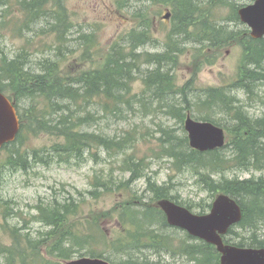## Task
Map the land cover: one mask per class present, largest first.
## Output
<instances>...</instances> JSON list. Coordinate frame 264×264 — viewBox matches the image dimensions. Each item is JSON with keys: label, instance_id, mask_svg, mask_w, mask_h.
Wrapping results in <instances>:
<instances>
[{"label": "rangeland", "instance_id": "1", "mask_svg": "<svg viewBox=\"0 0 264 264\" xmlns=\"http://www.w3.org/2000/svg\"><path fill=\"white\" fill-rule=\"evenodd\" d=\"M38 1L45 4L39 12V18L33 19L32 22L23 4H19L18 0H6L8 6L0 5V68L5 66L3 61L10 62L16 57L25 56L29 62L26 67L32 68V71L39 72V65L46 59L59 61L61 72L93 69L100 65L104 55L116 46L128 54L131 48L128 43L129 33L137 35L143 28L142 25L146 28L147 24L149 28L146 34L149 41L139 47L137 54H163L169 45L171 16L168 19L163 17L170 12L168 6L156 7L138 0ZM225 1L227 6L220 7L214 16L219 24L226 25L230 31H248L240 20H226L224 24V19L230 17L231 5L239 9L250 3V0ZM59 10L60 12H56ZM172 44H176L182 54L177 57L175 64H165L163 68L170 69L177 88L189 84L188 88L194 89L188 98L194 112L189 113L198 122L201 114H204L201 109H207L198 99L204 100L203 95L207 89L223 86L231 89L237 78L243 50L237 44L223 46L220 50H202L201 45L192 43L191 40L183 42L181 39L178 43L175 37ZM85 52L91 58L85 59L84 62L81 57ZM143 60L144 58H141L138 63L140 70L132 84L131 92L137 95L142 91L140 76L154 68ZM252 88L253 93L250 95L244 90H229L227 94L236 99L235 105H240L242 112L250 119L264 118V82L260 81ZM132 105L130 108H139L133 103ZM28 107L29 103L24 101L19 104L17 110L26 111ZM119 108L120 110L115 112V119L104 118L96 107L95 111H88L94 116L93 123L81 127L82 131L117 136L118 143L130 136L131 139L124 148L118 149L119 155H110L102 148H96L85 153L83 160L60 162L57 156L48 155L50 146L58 142V137L55 134L48 136L45 133H33L37 132V128L29 122L28 128L21 132V151L31 158L32 153L36 152V155L44 158V162L37 164L30 160L26 170L16 166L13 168L5 165L10 153L6 150L0 151V249L13 243L15 236H18L16 240L24 241V237L29 235L33 241H39L50 231L48 226L38 220V208L42 205L74 202L78 213L74 220L75 228L81 229L84 235L91 236V241L87 246L74 247L71 259L89 257L90 250L103 253L102 258L112 264H125L129 259L109 247L115 242L122 244L123 224L125 225L119 219L122 206L129 202L135 205L152 203V193L148 190L147 181L155 186L167 188L170 195L175 197L179 204L188 207L192 214H205L209 211L208 206L216 195L203 187L197 172L184 168L176 169L173 160L164 155L163 148L166 147L165 142L169 135L177 138L176 142L186 137L183 124L165 114L167 108L164 109L163 104L158 105L156 102H149L147 109H144L153 113L150 116H144L141 111L137 113L135 110H129L128 106L121 105ZM52 115L48 118L56 120V116ZM83 115L84 112L81 116ZM211 116L220 122L223 129L234 125L230 117L220 111H212ZM220 154L225 160H230L232 150L226 147ZM128 157L132 162L141 163L140 177L128 184L129 188L122 186L132 177L129 172L123 171ZM226 166H230V163ZM226 166L221 173L213 176L214 183L227 179L264 178V166L262 171L229 169ZM98 182L108 188L99 186L100 193L94 198L89 192L96 191L94 185ZM113 184H121L122 189L111 187ZM258 229L259 235H263L264 221L258 224ZM59 233L60 229L57 230L58 235ZM162 233L163 236L170 237L175 244L185 240L186 236L185 232L172 228L162 230ZM235 233L236 235L231 236L234 243L240 242L241 237L245 241L249 238L245 230L235 229ZM40 245L30 251V262L34 255L41 263L54 264L60 261L55 256H50L51 244ZM132 257L135 260L138 258L158 264H191L185 256H172L164 252L156 254L150 249L138 251L132 254ZM5 262L4 256L0 254V264H6Z\"/></svg>", "mask_w": 264, "mask_h": 264}, {"label": "trees", "instance_id": "2", "mask_svg": "<svg viewBox=\"0 0 264 264\" xmlns=\"http://www.w3.org/2000/svg\"><path fill=\"white\" fill-rule=\"evenodd\" d=\"M138 1L144 4L151 3L156 7L168 6L170 9L172 27L168 35L169 45L163 54L136 53L139 47L149 41L146 34L149 28L147 24L146 28L142 25L143 28L137 35L129 33L128 43L131 48L128 54L124 53V49L116 46L111 52L108 51L102 58L103 62L93 69L61 72L59 61L46 59L39 65V72L32 71V68L26 67L29 62L25 56L16 57L10 62H2L5 66L0 68V92L8 94V97L15 101L16 109H19V104L24 101L29 103L26 111L19 110L21 128L16 140L2 149L10 153L5 160V165L26 170L30 160L37 164L44 162V158L36 155V152L32 153L31 158L26 152L21 151L19 144L21 132L28 128V122L37 128V132L33 131V133H45L48 136L55 134L58 137V142L50 146L48 155L57 156L60 162H69L72 159L83 160L85 153L96 148H102L110 155H119L118 149L124 148L131 139L130 136L125 137L118 143L117 136L82 131L81 127L84 124L93 123L94 116L88 111H95L96 107L104 118L116 119L115 112L120 110L121 105L130 108L133 103L139 108L129 110H135L137 113L141 111L144 116H150L153 113L144 109H147L149 102H156L158 105L163 104L164 109L167 108L165 114L183 124L186 113L194 112L188 99L189 93L194 89H189V84L177 88L170 69L163 68L165 64H175L177 57L182 54L177 45L172 44V39L175 37L178 43L181 39L183 42L191 40L192 43L201 45L202 50H220L223 46L237 44L242 47L244 54L231 89L225 86L207 89L205 94H202L204 100L198 99L201 105L207 106V109H201L204 114H201L200 122H209L221 127L219 121L212 119L211 114L214 110L227 114L232 120L234 125L224 129L227 141L223 147V149L231 148L230 160H225L220 154L223 149L200 153L189 148L186 137L176 142L177 138L169 135L165 142L166 147L163 149L164 155L173 160L176 169L194 170L201 178L203 187L211 194L229 195L241 207L242 220L238 225L229 228V232L223 238L226 244H233L239 248L264 249V234L258 233V224L264 221V178L227 179L218 183L212 180L215 174L225 169L224 166L227 163H230V166H226L229 169L242 168L247 171H262L264 166V118L250 119L242 112L240 105H235L236 99L230 98L227 94L229 90H244L250 95L253 93V85L260 81L264 82V38L255 41L250 38L247 30L230 31L226 25L219 24L220 22L214 16L220 7L227 6L225 0ZM18 2L23 4L31 22L39 18V12L45 4L38 0H18ZM0 5L8 6L9 4L6 0H0ZM237 10V6L231 5V15L224 19V24L226 20L239 21ZM138 15L141 16L139 12ZM60 56L64 57V55ZM89 57L91 58L85 52L81 60L85 62V59ZM141 58H144L143 61L148 66H154V68L140 76L142 91L137 95L131 90L136 80L135 76L140 70L138 63ZM211 62L212 59L209 64ZM92 106L94 108H91ZM83 112L84 115L81 116ZM50 115L56 116V120L49 119ZM132 161L128 157L124 163L123 171L132 175L130 180L122 185L124 187L140 177L141 163ZM99 186L105 187V184L102 185L99 182L95 184L96 191L89 192V195L96 198V195L100 193ZM110 186L117 190L122 189L121 184ZM147 186L152 193V203L135 205L129 202L122 206L119 212V219L125 223L122 244L115 242L109 248L125 255L129 259L125 264H158L138 258L135 260L132 257L134 253L148 249L156 254L164 252L172 256H185L191 264H219V254L216 253L215 247L208 243L192 239L186 234L185 240L175 244L170 237L163 236L162 230L172 227L168 226L162 211L156 207L157 200L166 199L177 205H184L179 204L167 188L155 186L150 181H147ZM105 190L108 191V189ZM185 208L190 210L188 207ZM77 215V205L74 202L42 205L38 208V220L48 226L50 231L39 241H33L29 235L24 237V241L16 240L18 236H15L13 243L0 249V254L6 260L5 263L53 264L39 262L36 255L32 257L31 262L28 260L30 251L40 244H51L50 256L60 260L54 264H62L63 261L71 259L74 247L87 246L91 241V236L84 235L81 229L75 228L74 220ZM58 229H60L59 235ZM235 229L247 231L249 234L247 241L241 237L240 242L234 243L231 236L236 235ZM14 231L17 230L14 229ZM23 243L26 244L23 245ZM102 254L90 250L88 253L89 257L99 259L102 258Z\"/></svg>", "mask_w": 264, "mask_h": 264}, {"label": "water", "instance_id": "3", "mask_svg": "<svg viewBox=\"0 0 264 264\" xmlns=\"http://www.w3.org/2000/svg\"><path fill=\"white\" fill-rule=\"evenodd\" d=\"M170 14L164 16L168 19ZM238 18L250 29L253 39L264 37V0H254L238 10ZM15 102L0 92V150L6 144L13 143L20 130ZM189 148L198 152L214 151L225 145L226 136L222 128L208 122H197L190 115L184 121ZM168 226L183 230L192 238L215 247L220 254L219 264H264V249L239 248L227 245L223 237L229 228L242 220L241 207L229 195L217 194L211 209L205 215L192 214L188 209L166 199L157 201ZM63 264H110L105 259L80 257L66 260Z\"/></svg>", "mask_w": 264, "mask_h": 264}]
</instances>
